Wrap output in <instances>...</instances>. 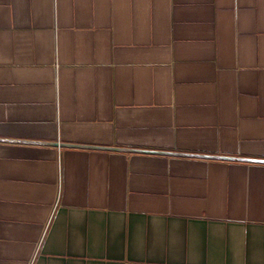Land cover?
Wrapping results in <instances>:
<instances>
[{"label":"crops","instance_id":"1","mask_svg":"<svg viewBox=\"0 0 264 264\" xmlns=\"http://www.w3.org/2000/svg\"><path fill=\"white\" fill-rule=\"evenodd\" d=\"M244 159L264 0H0V264H264Z\"/></svg>","mask_w":264,"mask_h":264},{"label":"water","instance_id":"2","mask_svg":"<svg viewBox=\"0 0 264 264\" xmlns=\"http://www.w3.org/2000/svg\"><path fill=\"white\" fill-rule=\"evenodd\" d=\"M47 144L58 145V146H68V147H80L81 146V145L66 144V143H47ZM92 148H98V147H92ZM137 151L168 154V152H163V151H149V150H137ZM169 154H171V153H169ZM209 158H211V157H209ZM221 158H231V157H221ZM244 160L252 161V162H264L263 160H260V159H244Z\"/></svg>","mask_w":264,"mask_h":264}]
</instances>
